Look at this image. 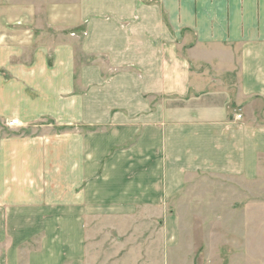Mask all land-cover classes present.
Wrapping results in <instances>:
<instances>
[{
	"label": "crops",
	"instance_id": "crops-1",
	"mask_svg": "<svg viewBox=\"0 0 264 264\" xmlns=\"http://www.w3.org/2000/svg\"><path fill=\"white\" fill-rule=\"evenodd\" d=\"M38 4H0V67L41 91L42 75L77 72L79 41L83 95L67 103L82 110L67 121L107 129L0 138V264H98L99 223L120 235L141 234V222L153 229V210L182 190L187 171L253 180L264 154V123L254 126L251 110L264 111V0H57L47 8L66 18L50 12L47 23ZM49 26L73 28L53 68L38 45ZM233 74L231 87L222 77ZM51 90L58 99L76 85L70 77Z\"/></svg>",
	"mask_w": 264,
	"mask_h": 264
},
{
	"label": "rangeland",
	"instance_id": "rangeland-1",
	"mask_svg": "<svg viewBox=\"0 0 264 264\" xmlns=\"http://www.w3.org/2000/svg\"><path fill=\"white\" fill-rule=\"evenodd\" d=\"M35 1L44 2V5L38 4L40 9L37 13V18L44 19V23H47L46 19H49L50 12L60 20L66 18L67 12L63 8L49 12L47 7L57 0ZM4 3L6 0H0L1 5ZM2 19L3 11H0V20ZM72 29L66 26H61L59 29L51 26L46 28L47 35L43 36V41L40 40L42 43H38L48 50L44 55V67L53 68L57 65L55 48L70 42L64 39V36L70 37ZM77 30L80 32L82 28ZM79 43V41L71 42L76 50L73 66L77 72L72 76L42 75L38 80L40 88L44 89L41 91L33 90L29 81L27 85H21L18 75L0 67V138L4 134L26 138L52 137L61 136L69 131H75L79 136H83L107 129L106 126H90L83 122L68 123L67 121L70 114H79L82 110L78 105L69 108L67 103L69 95H83L82 87L78 83L81 77L78 69L84 63L83 55L79 51ZM25 58L22 63L27 62L29 66L35 64L30 49L27 50ZM1 59L3 58L0 57V61ZM18 61L15 60L17 66ZM59 63L67 66L68 62L60 60ZM102 63L106 62L103 60ZM194 69L200 70L199 67ZM233 76L234 74L222 77L224 83L227 82V85L232 87L235 84ZM70 77L76 85L75 93L63 92L58 99L55 98L51 89L53 87L64 89L68 81L70 82ZM158 101L157 97L152 103ZM254 105L251 109L253 116L256 117L253 125H262L264 111L260 104ZM236 113H241V110L238 109ZM13 119L19 120L18 128L7 127V122ZM135 140L136 137L129 139L119 146V149L131 146ZM257 163L259 168L253 171L252 181L244 180L243 175L236 172L217 174L207 170L187 171L184 175L187 182L182 190L174 195L170 202L158 205L165 211H161L158 207L153 210L156 215L153 229L150 227L147 230L145 224L140 223L141 234L134 232L120 235L118 231L107 227L109 220L103 219L99 226L103 227L104 233L96 238L94 241L96 245L91 251L93 262L98 264H264V154L258 157ZM31 246H35L34 243H30L27 247Z\"/></svg>",
	"mask_w": 264,
	"mask_h": 264
},
{
	"label": "built area",
	"instance_id": "built-area-1",
	"mask_svg": "<svg viewBox=\"0 0 264 264\" xmlns=\"http://www.w3.org/2000/svg\"><path fill=\"white\" fill-rule=\"evenodd\" d=\"M6 125L8 128H11V129L18 128L20 126V122L19 120L13 119V120L8 121Z\"/></svg>",
	"mask_w": 264,
	"mask_h": 264
}]
</instances>
